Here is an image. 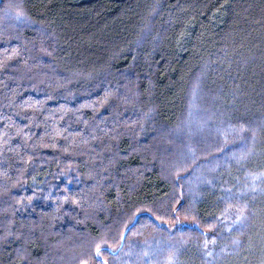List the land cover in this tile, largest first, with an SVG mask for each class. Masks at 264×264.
Instances as JSON below:
<instances>
[{
	"label": "trees",
	"instance_id": "16d2710c",
	"mask_svg": "<svg viewBox=\"0 0 264 264\" xmlns=\"http://www.w3.org/2000/svg\"><path fill=\"white\" fill-rule=\"evenodd\" d=\"M101 261L264 264V0H0V264Z\"/></svg>",
	"mask_w": 264,
	"mask_h": 264
},
{
	"label": "snow or ice",
	"instance_id": "6c2138e0",
	"mask_svg": "<svg viewBox=\"0 0 264 264\" xmlns=\"http://www.w3.org/2000/svg\"><path fill=\"white\" fill-rule=\"evenodd\" d=\"M243 219H244V217H243V215L241 214V215H239V216L237 217V220L234 221V223H237V222H239L240 220H243ZM96 256H97V257H100V256H101V250H100V247H99V246H97V248H96ZM101 264H106V262L101 261Z\"/></svg>",
	"mask_w": 264,
	"mask_h": 264
},
{
	"label": "rangeland",
	"instance_id": "374dc122",
	"mask_svg": "<svg viewBox=\"0 0 264 264\" xmlns=\"http://www.w3.org/2000/svg\"><path fill=\"white\" fill-rule=\"evenodd\" d=\"M150 32V31H149Z\"/></svg>",
	"mask_w": 264,
	"mask_h": 264
}]
</instances>
